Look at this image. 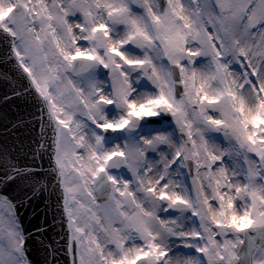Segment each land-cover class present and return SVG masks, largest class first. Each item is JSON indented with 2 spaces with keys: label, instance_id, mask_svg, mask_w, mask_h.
<instances>
[{
  "label": "snow or ice",
  "instance_id": "1",
  "mask_svg": "<svg viewBox=\"0 0 264 264\" xmlns=\"http://www.w3.org/2000/svg\"><path fill=\"white\" fill-rule=\"evenodd\" d=\"M0 46L40 129L0 147V264L36 200L43 264H264V0H0Z\"/></svg>",
  "mask_w": 264,
  "mask_h": 264
},
{
  "label": "water",
  "instance_id": "2",
  "mask_svg": "<svg viewBox=\"0 0 264 264\" xmlns=\"http://www.w3.org/2000/svg\"><path fill=\"white\" fill-rule=\"evenodd\" d=\"M5 55L4 48L0 46V147L7 145L10 148L19 149L23 144L25 149H28L29 146L34 149L36 145L33 143V140L39 137V125L31 123L21 124V121H32L29 112L34 111V109L30 108L22 98L13 96L9 80L3 78V73L9 71L11 68ZM9 76H11L10 71ZM6 94L11 97V99L5 101ZM13 123L20 126L14 128ZM37 164L42 165L44 168L47 167L46 160L43 162L37 160ZM7 194L14 196L15 192L9 190ZM44 207L45 204L43 201L36 200L31 206L19 209L25 228L34 234L33 242L28 245L29 258L34 264H43L45 259L46 253L40 243L41 239H43L45 245L49 244V242H53L52 246L54 248H60L62 244V241L55 232H49L46 238L40 237L39 239H36V236H38L36 229L42 224L45 218ZM48 218L50 220V213ZM56 232H59V228L56 229ZM56 255L59 259V264H65L66 261L67 264H71V258L65 257L62 250L56 253ZM48 259H52L51 254H48Z\"/></svg>",
  "mask_w": 264,
  "mask_h": 264
},
{
  "label": "rangeland",
  "instance_id": "3",
  "mask_svg": "<svg viewBox=\"0 0 264 264\" xmlns=\"http://www.w3.org/2000/svg\"><path fill=\"white\" fill-rule=\"evenodd\" d=\"M216 135V143L221 147V148H224L227 146V142L225 141L224 137L222 134H215ZM190 179L189 178V182H190Z\"/></svg>",
  "mask_w": 264,
  "mask_h": 264
}]
</instances>
